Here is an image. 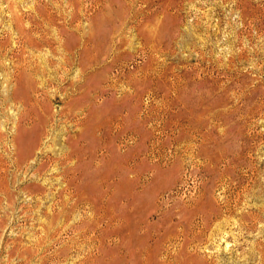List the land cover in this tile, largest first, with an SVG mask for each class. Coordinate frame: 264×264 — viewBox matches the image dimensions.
I'll use <instances>...</instances> for the list:
<instances>
[{
    "label": "rangeland",
    "instance_id": "rangeland-1",
    "mask_svg": "<svg viewBox=\"0 0 264 264\" xmlns=\"http://www.w3.org/2000/svg\"><path fill=\"white\" fill-rule=\"evenodd\" d=\"M0 264H264V0H0Z\"/></svg>",
    "mask_w": 264,
    "mask_h": 264
},
{
    "label": "bare ground",
    "instance_id": "bare-ground-1",
    "mask_svg": "<svg viewBox=\"0 0 264 264\" xmlns=\"http://www.w3.org/2000/svg\"><path fill=\"white\" fill-rule=\"evenodd\" d=\"M80 151H81V150H80ZM75 152H76V151H75ZM80 154H81V153H80ZM71 155H73V154H71ZM68 156H69V155H68ZM78 156H79V155H78ZM71 157H72V156H71ZM74 157H75V156H74ZM76 157H77V156H76ZM98 208H99V207H98ZM99 209H100V208H99ZM93 210H95L94 207H93ZM105 211H106V210H105ZM98 212L100 213V210H99ZM102 212H103V211H102ZM95 213H96V211L94 212V214H95ZM104 213H105V212H104ZM104 213H103V214H104ZM109 213H110V212H109ZM109 213H108V214H109ZM95 215H97V214H95ZM98 216H99V218H100V217L103 216V215H101V216L98 215ZM111 216H112V215H111ZM111 216H110V217H111ZM113 216H114V215H113ZM101 218H102V217H101ZM101 218H100V219H101ZM103 218H104V217H103ZM100 219H99V220H100ZM108 219H109V218H108ZM113 219H114V218H113ZM82 220H83V219H82ZM83 221H84V220H83ZM86 221H87V220H86ZM96 221H97V220H96ZM114 221H116V220H114ZM78 222H80V221H78ZM87 222H88V221H87ZM91 222H92V221H91ZM93 222H94V221H93ZM107 222H108V221H107ZM74 223H75V222H74ZM94 223H95V222H94ZM114 223H115V222H114ZM83 224L85 225V223H83ZM98 224H99V223H98ZM101 224H102V223H101ZM110 224H111V223H110ZM112 224H113V223H112ZM78 225H79V224H78ZM114 225H115V224H114ZM79 226L81 227V225H79ZM97 226H98V225H97ZM82 227H83V226H82ZM70 228H71V226H70ZM70 228H69V229H70ZM74 228H75V227H74ZM98 228H99V227H98ZM114 228H115V229H116V228L118 229V227H114ZM110 229H112V228L110 227ZM83 230L85 231V228H84ZM83 230H82V231H83ZM92 230H93V229H92ZM94 230H95V229H94ZM112 230H113V229H112ZM72 231H73V229H72ZM80 231H81V230H80ZM87 231H88V230H87ZM118 231H121V229L118 230ZM88 232H89V231H88ZM91 232H92V231H91ZM94 232H95V231H94ZM107 232H108V231H107ZM74 233H75V231H74ZM83 233H85V232H83ZM89 233H90V232H89ZM78 234L80 235V233H78ZM78 234H76V235H78ZM120 234H121V233H120ZM84 235H85V234H84ZM101 235H102V234H101ZM104 235H105V234H104ZM92 236H93V235H92ZM82 237H84V236H82ZM85 237H86V236H85ZM80 238H81V237H80ZM101 240H102V239H101ZM101 240H100V241H101ZM100 241H99V242H100ZM89 243H90V242H89ZM90 244H92V243H90ZM89 259H90V258H89ZM95 261H96V260H95ZM92 263H94V262H92Z\"/></svg>",
    "mask_w": 264,
    "mask_h": 264
}]
</instances>
